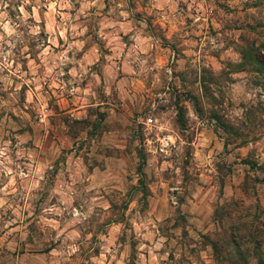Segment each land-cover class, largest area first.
I'll return each mask as SVG.
<instances>
[{"label":"clouds","instance_id":"obj_1","mask_svg":"<svg viewBox=\"0 0 264 264\" xmlns=\"http://www.w3.org/2000/svg\"><path fill=\"white\" fill-rule=\"evenodd\" d=\"M249 49L264 0H0V264H264Z\"/></svg>","mask_w":264,"mask_h":264},{"label":"rangeland","instance_id":"obj_2","mask_svg":"<svg viewBox=\"0 0 264 264\" xmlns=\"http://www.w3.org/2000/svg\"><path fill=\"white\" fill-rule=\"evenodd\" d=\"M256 34L255 29L249 33H247V36H254ZM247 58L250 62L256 64L257 70L264 74V61L258 60V58L253 54V51L249 49V51L246 53Z\"/></svg>","mask_w":264,"mask_h":264}]
</instances>
